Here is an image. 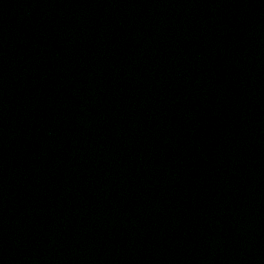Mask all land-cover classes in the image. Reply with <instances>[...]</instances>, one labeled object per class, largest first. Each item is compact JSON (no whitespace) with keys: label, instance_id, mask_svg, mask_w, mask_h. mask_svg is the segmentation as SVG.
<instances>
[{"label":"water","instance_id":"obj_1","mask_svg":"<svg viewBox=\"0 0 264 264\" xmlns=\"http://www.w3.org/2000/svg\"><path fill=\"white\" fill-rule=\"evenodd\" d=\"M144 0H0V264H67Z\"/></svg>","mask_w":264,"mask_h":264}]
</instances>
